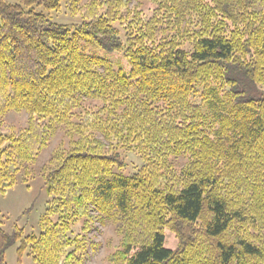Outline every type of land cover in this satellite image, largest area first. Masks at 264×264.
<instances>
[{
  "label": "trees",
  "instance_id": "16d2710c",
  "mask_svg": "<svg viewBox=\"0 0 264 264\" xmlns=\"http://www.w3.org/2000/svg\"><path fill=\"white\" fill-rule=\"evenodd\" d=\"M11 112L27 119L0 123V194L63 138L39 233L0 221V264L16 243L19 260L84 264L107 223L109 264H264V0H0Z\"/></svg>",
  "mask_w": 264,
  "mask_h": 264
},
{
  "label": "rangeland",
  "instance_id": "374dc122",
  "mask_svg": "<svg viewBox=\"0 0 264 264\" xmlns=\"http://www.w3.org/2000/svg\"><path fill=\"white\" fill-rule=\"evenodd\" d=\"M145 12L147 13V9H145ZM49 17L53 22L58 24L77 21V18L71 17L64 12H52ZM108 57L120 62L128 70L127 63L121 54H113ZM26 119L25 113L11 112L4 117H0V123L5 122V124L22 127L25 125ZM62 138L63 133L61 130H58L51 140L49 147L40 155L36 164L31 168L29 176H24L23 173L18 174L14 186L7 190L5 194H0V221L3 230L8 234H11L16 229L21 230L24 236L30 233H39V220L46 209L48 200L42 180L41 168L51 151ZM123 157L126 163H128V169L140 164L138 156L134 154L123 153ZM128 169L126 170L129 171ZM74 232L75 234L78 233V228ZM87 236L94 243V246L87 247L84 264H109L107 257L119 245V238L115 234L113 226L110 223L105 225L96 224ZM165 247L168 249L176 247V240L173 234L168 231L165 232ZM16 249L17 243L5 250L3 254L4 264H36L28 255H24L19 260Z\"/></svg>",
  "mask_w": 264,
  "mask_h": 264
}]
</instances>
